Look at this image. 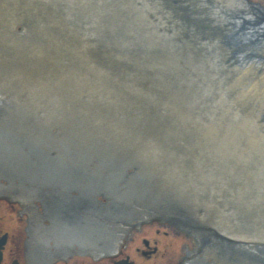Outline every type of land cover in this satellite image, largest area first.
<instances>
[{
    "label": "water",
    "instance_id": "water-1",
    "mask_svg": "<svg viewBox=\"0 0 264 264\" xmlns=\"http://www.w3.org/2000/svg\"><path fill=\"white\" fill-rule=\"evenodd\" d=\"M0 198L264 264V0H0Z\"/></svg>",
    "mask_w": 264,
    "mask_h": 264
},
{
    "label": "flooded vegetation",
    "instance_id": "flooded-vegetation-1",
    "mask_svg": "<svg viewBox=\"0 0 264 264\" xmlns=\"http://www.w3.org/2000/svg\"><path fill=\"white\" fill-rule=\"evenodd\" d=\"M11 209V207H9ZM8 207L0 206V264H211L208 258L197 250L183 248V254H175L169 239H160V231L143 228L152 223L133 225L120 237L92 238L91 223L82 222L79 212V227L60 229L62 223L51 225L42 216L8 215ZM50 225L44 226L41 221ZM157 235V236H156ZM169 234L163 233L167 238ZM209 240V239H208ZM179 250V248H178Z\"/></svg>",
    "mask_w": 264,
    "mask_h": 264
},
{
    "label": "rangeland",
    "instance_id": "rangeland-1",
    "mask_svg": "<svg viewBox=\"0 0 264 264\" xmlns=\"http://www.w3.org/2000/svg\"><path fill=\"white\" fill-rule=\"evenodd\" d=\"M0 206L8 207V209L6 210L7 215L10 212H12V214H10V216H13V219L16 222L17 221H24V219L17 220V217H16L17 211L22 209V207L19 205V202H14V201L10 202L6 198H0ZM9 207H11V209ZM23 215H24L25 218H27V214L26 213H23ZM144 223H148V222H144ZM149 223H152V224L146 225L143 228H145L147 231L154 232V234H155L156 230H159L160 231L159 238L160 239H169V243L172 244L174 249H177L175 254L176 253H177V255L178 254H182L183 248H185V247H193L194 246V243L191 241V239L186 234H184L181 230L176 228L175 226H173L171 224H168V223L161 222V221H159L157 219H153ZM164 232H167L169 234L167 236V238H165L163 236ZM178 248H179V250H178Z\"/></svg>",
    "mask_w": 264,
    "mask_h": 264
}]
</instances>
